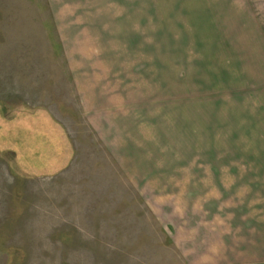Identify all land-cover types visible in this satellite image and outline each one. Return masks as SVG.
<instances>
[{"label":"rangeland","instance_id":"1","mask_svg":"<svg viewBox=\"0 0 264 264\" xmlns=\"http://www.w3.org/2000/svg\"><path fill=\"white\" fill-rule=\"evenodd\" d=\"M264 261V0H0V264Z\"/></svg>","mask_w":264,"mask_h":264},{"label":"crops","instance_id":"2","mask_svg":"<svg viewBox=\"0 0 264 264\" xmlns=\"http://www.w3.org/2000/svg\"><path fill=\"white\" fill-rule=\"evenodd\" d=\"M257 264H264V261H263V262H261V263H257Z\"/></svg>","mask_w":264,"mask_h":264}]
</instances>
